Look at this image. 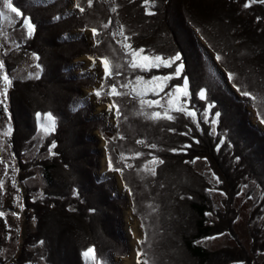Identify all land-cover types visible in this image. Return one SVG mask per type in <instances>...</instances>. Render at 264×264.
<instances>
[{
    "label": "trees",
    "instance_id": "obj_1",
    "mask_svg": "<svg viewBox=\"0 0 264 264\" xmlns=\"http://www.w3.org/2000/svg\"><path fill=\"white\" fill-rule=\"evenodd\" d=\"M245 3L250 6L245 8ZM13 4L36 26L33 35L22 40L18 47L41 56L40 76L21 79L10 75L11 132L4 140L15 161L9 165L2 161L1 171L14 173L11 180L17 184L16 175H22L23 168L31 166L34 171L23 177L31 178L38 171L47 188L42 191L41 199L34 194L39 192L34 191L39 185L34 184V190L28 191L34 195L31 202L30 197L28 201L23 198L30 209L28 217L17 216L16 225L31 218L34 227L22 236L21 229L14 230L11 222L10 237H0V253L7 251L8 257L15 258V264H31L37 256L46 264H115L114 257L129 254L128 240L124 241L122 230L123 206L127 207V201L117 196V180L102 177L99 181L95 173L100 163L97 148L100 142L94 140L93 134L98 132L105 141L107 162L111 159L113 164V170L109 171L116 172L121 185L131 192L129 209L140 221L142 233L143 243L138 242L137 250L140 264L145 261L147 264H260L258 253H264V229L258 227L264 215V128L252 123L244 110L254 102H244L240 110L228 99L218 79L220 72L209 61L207 49L215 56L221 54L218 63L223 62L220 65L226 74L232 72L235 83L250 93L248 100L261 101L264 98V4L251 0H155V6L147 8L145 0H92L89 7L88 0H74L73 11L68 9L70 0H13ZM76 5L85 11L81 13ZM22 19L18 18L14 29L21 28ZM92 28L99 34L92 46L82 34H72ZM126 44L131 48H126ZM133 49H143V55L162 58L181 52L184 74L191 84V102L186 108L196 111L195 120L185 112L176 111L168 112L172 120L152 119L153 111L163 115L165 107H142L140 98L130 88L121 87L129 80L134 82L136 75L150 80L153 75L174 71L165 67L146 71L130 68L132 57L126 53ZM0 51L6 54L3 61L8 72H13L8 50L0 47ZM83 55L88 59L93 57L89 59L92 63L101 57L109 61L111 76H103L98 88L95 75L76 74L80 64L73 61ZM182 83V77L173 79L163 93L154 96L148 92L144 99L162 100L171 86ZM113 84L120 95H109ZM90 88L93 93L101 92L99 97L94 94L92 102L83 96V90ZM201 88L205 90L206 101L196 96ZM113 102L119 106V118L116 108L109 110ZM208 102L214 103L215 108L205 123L204 108ZM98 104L113 113V128L105 119L93 115ZM230 106L235 108V113L228 116ZM261 108L259 111L255 107L259 121L264 116V106ZM216 111L221 116L212 125ZM37 113L41 114L39 119L52 114L55 128L38 149L40 158L24 161L15 150L26 145H30L27 151L33 148L31 140L39 123ZM70 132L76 139L73 146L68 144ZM53 142L56 147L50 152ZM151 144L156 148L149 147ZM183 145L191 147L171 151ZM137 152L141 153L139 157L135 155ZM153 156L164 163H150ZM194 159L207 163L206 172L199 171L195 162L185 163ZM152 168L155 176L146 170ZM215 193L222 195L220 202L214 200ZM245 200L252 201L241 231L252 240L254 258L250 262L235 229V220ZM52 216L65 227L59 235L55 231L58 226L49 223ZM224 236H231L236 245L212 250L201 244ZM32 247L40 248L41 254L31 250ZM89 247L94 251L86 257L82 253Z\"/></svg>",
    "mask_w": 264,
    "mask_h": 264
},
{
    "label": "rangeland",
    "instance_id": "obj_2",
    "mask_svg": "<svg viewBox=\"0 0 264 264\" xmlns=\"http://www.w3.org/2000/svg\"><path fill=\"white\" fill-rule=\"evenodd\" d=\"M143 5V4H142ZM147 8H153L155 6V0H147V3H145L144 5ZM0 10L5 11L7 15L12 17V20L9 21L7 19H2V24H1V28H0V47L5 48L6 50H8L10 58L13 62V69L15 68V70L13 72H9V79H10V75L13 76H20L21 79H36L37 77L40 76V70L39 68H37L36 66L38 65V62L41 61V56L39 57L37 54L36 57H39V59H36L32 53L25 51L24 49L19 48L18 46H21V41L25 40L26 38H28L26 36V31L22 28L20 29H14L13 25L16 24V22L18 21V18L15 17L14 13H7V10H4L2 7V0H0ZM78 31V30H77ZM76 31H73L72 33H74ZM99 36V34H97ZM83 38L89 40V43H92V39L89 38V33L87 31L84 32ZM88 43V44H89ZM21 50V51H20ZM4 57H6V54L2 53L0 51V60L3 61ZM80 62H83L81 67L83 68V70H89V66L90 63L85 59V57H80L78 59ZM139 60V57H138ZM11 62V63H12ZM220 64H223V62H220ZM219 64L220 67V76H218L219 82L222 85V90L225 92V94L227 95L228 99L235 105H237L236 107L240 108V110L242 109V107L244 106V102H254L253 105H251L252 107L250 108V111L252 112V115L255 117H258L256 115V108H258V110L262 111V106H264V98L261 99V101H255L253 98H251V100H245V101H241L240 102V98L239 96H241L234 88H232L231 86V82H224V77L227 80V74L224 70V68ZM140 70V69H139ZM146 71V70H144ZM223 74V75H222ZM3 73H0V76H2ZM235 79H233L234 81ZM236 81V80H235ZM234 81V82H235ZM237 85H239V83H236ZM12 86V84H11ZM11 86L8 87L7 91L10 93L11 92ZM5 87L4 82L2 79H0V88L3 90ZM0 89V92H2V90ZM242 89V88H241ZM232 92H231V91ZM88 91V90H85ZM257 95H262L261 93H257ZM258 96V97H259ZM242 97V96H241ZM0 99H2V97H0ZM7 99H8V95H7ZM6 99V100H7ZM93 99V97H92ZM6 100H4V102L6 103ZM4 102L0 103V151L3 152L2 156H0V168H2V161H5V163H8V165L10 163H12V161L14 162L15 159L12 158L11 156L14 157V153L9 150L6 149V141L4 140V138L8 137L9 134L7 136L4 135L5 132L8 131V125L10 123L11 125V120H9L8 116L5 115V112L3 111V106H4ZM161 104L164 107H167V97L161 101ZM250 105V104H249ZM3 109V110H2ZM104 108L103 106H101L100 104L97 106V108L94 111V114H97L100 111H103ZM227 110V108H225V111ZM228 113V112H227ZM235 113V108H233V106L229 107V113L228 116H231L232 114ZM21 115V109H20V113ZM18 114V115H19ZM231 114V115H230ZM264 117V116H263ZM48 124V121L44 119V115L42 117V119H39V123L37 126V130L38 132H36V136L33 137V139L31 140V142L33 143V148L29 151H27L30 148V145H26L21 147V150H24L23 152H21L20 149L15 150L16 155H20L23 157L24 161H27L29 159H33V158H40L39 154H35L34 150L36 149V144L41 143L42 139L46 138L49 135L50 131H53V128H49L48 131L44 130V125ZM260 127V126H259ZM70 137H67L69 139L68 144H70L71 146L76 144V139H74L75 136H73L72 132L69 133ZM66 138V137H65ZM100 140V138L98 137L97 134H95L94 140ZM88 143V142H87ZM43 144V142H42ZM101 147V143L97 146V148ZM8 153V154H7ZM39 153V152H38ZM35 154V155H34ZM10 155V156H9ZM34 156V157H33ZM196 168L199 171L202 172H206V168L207 167V163L203 162V161H196ZM99 166L102 168L101 171L104 170V165L103 162L101 160V163H99ZM26 170H28L29 172H33V169L31 166H26V168L22 170V173L27 172ZM37 170V169H36ZM15 174H5L4 172H2L0 170V182H2L3 187L0 188V194L3 197H9L12 193V187H13V180H11L12 177H14ZM120 178V177H119ZM17 179V177H16ZM18 180L22 181L23 183H27L26 179L23 178L22 175L19 176ZM29 180V179H28ZM115 180V179H114ZM121 181V179H120ZM117 181L118 184H116V186L119 185V182ZM17 182V180H16ZM29 184H36L39 185V187L41 186L42 188H47V186L44 184L42 175L37 171L35 173V178L34 179H30V181L28 182ZM17 187V185H16ZM38 187V186H37ZM118 191H121L120 186H118ZM248 190H246L247 192ZM16 192L15 190L13 191V193ZM123 192H125V196L124 198L126 199V201H128L130 194L128 196V192L127 190H124ZM250 192V189L248 191V193ZM214 197V200L216 198L217 202L219 200H221L222 195L220 193H215V195H212ZM254 197V196H253ZM244 198L245 194H244ZM23 199V198H22ZM220 202V201H219ZM9 203V202H8ZM4 204V200L0 199V206ZM7 204V201H6ZM131 204V199H129L128 203H127V207L123 206L124 212H123V222H124V226H123V237H124V241L128 240V231L132 232V236L129 238L128 244L131 247V252L129 253V255L121 260H117L119 261V264H135L134 261V256H135V251L137 246H138V241L141 239V228H140V221L136 218L133 217V215L131 214V210L129 209V206ZM243 205V208L240 210V213H238V217L235 220V229L237 232V236L239 241L244 245V247L247 249L248 251V257H249V262L251 261L253 257V251L251 253V245H252V240L249 236V238H247L246 234H242V230L244 227V222L246 221L245 218H248V211L250 210V207L252 206V201L251 200H245L244 202L241 203ZM220 205V204H218ZM20 209L22 210L21 206ZM29 210H24L25 211V215L26 217H28L29 214ZM0 212H3L4 215L0 216V237H6V239H8L10 237V232L8 231V229H10L12 227V223L14 225V230L20 228L21 231L20 233H22V236L28 232L30 229H32L34 227L33 222L30 220L31 218H29V222H27L26 220L21 221V223L16 225V218L19 219V217L17 216H23L21 215V211L16 209L15 203L11 202L9 206H4L0 208ZM12 213H16L17 215H13ZM25 215L23 216L25 218ZM49 218V217H48ZM57 220V221H56ZM50 224H55L58 226V235L61 232V230L65 231V227L61 226L60 221L58 218H56L55 216H52L49 220ZM258 227H261L262 229H264V215L259 219L258 221ZM60 226V227H59ZM53 227V226H52ZM247 232H248V228L246 226ZM54 230V229H53ZM68 230V229H67ZM246 231V230H245ZM56 233V232H55ZM20 234H18L19 237ZM126 238V239H125ZM2 243V239L0 238V244ZM203 243V245H205L208 249H212V250H217L219 248L225 247V246H235L236 245V240L232 239L231 236H224V237H217L214 239H208L205 241H202L201 244ZM60 246V243L58 245ZM134 248V249H133ZM56 248L54 247V250ZM31 250H34L36 252H38V254H41L40 248H33ZM2 258V263L1 264H15V258H11L7 256V251H1L0 253ZM15 257V256H14ZM258 263L260 264H264V253H258ZM114 262V261H113ZM116 262V259H115ZM31 264H46L45 261L40 257L37 256L36 261L32 262Z\"/></svg>",
    "mask_w": 264,
    "mask_h": 264
},
{
    "label": "snow or ice",
    "instance_id": "obj_3",
    "mask_svg": "<svg viewBox=\"0 0 264 264\" xmlns=\"http://www.w3.org/2000/svg\"><path fill=\"white\" fill-rule=\"evenodd\" d=\"M252 3H260V4H264V0H251ZM145 3H147V0H145ZM88 4L89 7L92 6V0H88ZM249 3H245L244 7L247 8L249 7ZM2 7L4 10H7V13H14L15 17L19 18V17H23L22 19V24H21V28L24 29L26 31V36L27 37H31L35 31L36 26L34 25V23L30 20V18L28 16H25L22 11L19 9V7L14 6L13 4V0H2ZM76 7L79 8V11L81 13H83L85 11V9L83 7H80L79 5H76ZM112 11L115 12L116 8H112ZM148 15H155V12H148ZM0 18L2 19H7L9 21L12 20V17L7 15L5 11L0 10ZM258 20L260 19L259 17L257 18ZM105 28L108 27L107 24L104 25ZM92 32V36L93 39L95 40L96 36H97V30L95 28L91 29ZM121 33H123V26H121ZM113 35H115V33H113ZM125 39H127V37H125ZM96 43H99V41H96ZM126 48H131V45H125ZM144 50L143 49H133L130 52L126 53V55H130L132 57V59L129 61V67L132 69H140L142 71L147 70V69H151V68H160V67H165V68H174L173 72H170L167 75H162V76H156L153 75L151 77L150 80H145V78L141 75H136L135 77V81H127V83H123L121 84V87L123 88H130L131 93H134L136 97L140 98V104L141 106H145L147 105L148 107H152L153 105H161V107H163V105L161 104V100H157V99H151V100H145L144 97L148 92H151L154 96L159 95L160 93H163L165 88L169 86V82L172 81L173 79H179V78H183V83L181 84H176L171 86V90L168 91L167 93H165V96L167 97V108H165L164 113L162 115L161 112L159 111H153L151 113V118L152 119H160V118H164V119H168V120H172L173 117L171 115H168V112L170 111H176V112H185L187 116L192 117L195 120L196 117V111L195 110H188L184 103H182V99L184 100H188L190 97V92H189V77L184 74V69H185V64L183 63L182 60V54L180 51H176L174 54L169 55L166 58H162L159 55H154L152 57H149L148 55H143ZM33 56L36 59H39V57L35 56V53L33 54ZM139 57V60H138ZM90 60H93V57H89ZM222 57L221 54L217 53L215 56V60L217 62L221 61ZM100 63L102 65L103 68V73H104V77L105 78H110L111 76V70H110V66H109V61L104 58L101 57L100 58ZM5 67L4 61L0 60V73L3 72V69ZM37 68H39L40 66L37 65ZM120 67L119 65H117V68ZM116 75H119V73L117 72ZM223 75V74H222ZM39 78V77H37ZM0 79L3 80L4 82V90L2 92H0V97H2V99H0V103H3L4 100L7 99V89L8 87L11 86L12 81L9 79V76L7 74H3L2 76H0ZM227 82H231V86L232 88H234L241 96L244 97H249L250 93L248 91H245L243 89H241L234 81H233V73L232 72H228L227 73ZM101 88H103V85H101ZM94 94L99 97L101 95V92L98 90H94ZM109 95H120V93L117 91V87L115 84H113L111 86V91L109 92ZM196 96L199 100L201 101H206L207 97H206V93L205 90L203 88H201L199 90L198 93H196ZM191 102V101H190ZM109 110H111L112 108H116V116L117 118H119V106L115 104V102H113L112 104H110L109 106ZM215 108V104L212 102H208L207 106L204 108V116H205V123H208V114L211 112L212 109ZM5 111H7V108L5 107L4 109ZM37 119L39 120L40 118V113H37ZM259 115V114H258ZM221 116V112L216 111L214 114V117L211 119V124L215 125L217 123V118H219ZM44 119L48 121V124L44 125V130L48 131L49 128H53L54 129V125H55V120L52 116V114L48 113L45 114ZM260 123L264 124V117L260 118ZM11 132V127H9L8 131L4 133L5 136H7L9 133ZM182 135H186V133H182ZM122 138V137H121ZM137 143H143V141H137ZM196 143H199V141H196ZM221 144H223V139H221L220 141ZM56 144L55 142L52 143V145L49 148V151L51 152L52 148H55ZM149 147L151 148H156L155 144H151L149 145ZM191 147V145H183L181 146L180 149H171V151L173 152H177V151H183L186 148ZM136 157H139L141 155L140 152H137ZM195 159H199V157H196ZM195 159L193 161H185V163H189V162H195ZM206 159V158H205ZM239 159V158H237ZM150 163L152 164H163L164 161L162 159H159L156 156L152 157V160L150 161ZM126 167H131V165H125ZM7 165H5V170H7ZM108 169L109 170H113V164L111 159H109L108 161ZM116 171H121V169H115ZM148 171L151 172V174L153 176L156 175V171L154 168L152 169H146ZM217 182L218 178H217ZM3 187L2 182H0V188ZM75 192V190H73ZM129 194H131V192H129ZM91 211H94L91 210ZM13 215H17L16 213H12ZM4 213L0 212V216H3ZM206 215H211V213H206ZM141 227H144V225H141ZM41 243H43V241H41ZM139 243H143V241H140ZM93 248L89 247L84 253H82L84 256H89L90 254L93 253ZM140 253L137 252V257L139 258ZM137 264H140L139 259H137ZM145 264H147V262L145 261Z\"/></svg>",
    "mask_w": 264,
    "mask_h": 264
},
{
    "label": "bare ground",
    "instance_id": "obj_4",
    "mask_svg": "<svg viewBox=\"0 0 264 264\" xmlns=\"http://www.w3.org/2000/svg\"><path fill=\"white\" fill-rule=\"evenodd\" d=\"M243 8H244V7H243ZM22 119H23V118H22ZM246 126H247V125H246ZM14 129H15V128H14ZM37 132H38V130H37ZM96 134H97V133H96ZM25 143H26V142H25ZM41 144H42V143H39V144H36V145H35V146H36V149H35L36 151L34 150L35 154H38V149L41 147ZM35 154H34V155H35ZM259 154H260V153H259ZM48 155H49V154H45L46 157H47ZM41 156H42V155H41ZM33 157H34V156H33ZM46 157H45V158H46ZM101 160H102V162H103V165L105 166V160H104V158H102ZM250 164H251V163H250ZM26 171L28 172V170H26ZM33 171H34V170H33ZM27 172H25L24 175H25ZM183 176H184V175H183ZM34 178H35V174H34L33 177L28 178V179H31V180H32V179H34ZM117 181H119V179H117ZM118 186H120V188H121L120 193H121V194H126L125 192H123V188H122V185H121L120 182H119V185H118ZM41 194H42V191H41ZM22 200H23V199H22ZM245 251H246V250H245Z\"/></svg>",
    "mask_w": 264,
    "mask_h": 264
},
{
    "label": "flooded vegetation",
    "instance_id": "obj_5",
    "mask_svg": "<svg viewBox=\"0 0 264 264\" xmlns=\"http://www.w3.org/2000/svg\"><path fill=\"white\" fill-rule=\"evenodd\" d=\"M3 74H7L8 76H9V72H8V68H6V64H5V67H4V69H3V72H2ZM10 80L12 81V79L10 78ZM1 89V88H0ZM2 90V89H1ZM4 90V89H3ZM2 90V91H3ZM7 95H8V91H7ZM5 107L7 108V111H5V110H3V109H5ZM9 103H8V99L6 100V103L4 102V106H3V111L5 112V115H7L8 116V110H9ZM8 118H9V116H8ZM8 128H9V125H8ZM5 139V138H4ZM7 149V148H6ZM0 170H2V168H0ZM5 197H3V196H1L0 197V199H4ZM27 200V199H26Z\"/></svg>",
    "mask_w": 264,
    "mask_h": 264
}]
</instances>
